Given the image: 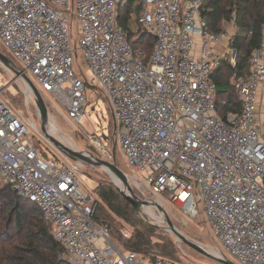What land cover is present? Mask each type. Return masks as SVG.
<instances>
[{"label":"built area","instance_id":"built-area-1","mask_svg":"<svg viewBox=\"0 0 264 264\" xmlns=\"http://www.w3.org/2000/svg\"><path fill=\"white\" fill-rule=\"evenodd\" d=\"M136 2L141 32L155 39L150 52L134 49L118 22L129 0H0V42L17 76L31 78L72 123L87 114V81L107 97L137 197L149 202L143 207L166 198L197 218L203 202L218 255L264 264V25L249 73L231 76L242 111L223 117L212 77L226 60L237 66L229 45L238 26L212 31L204 0ZM79 49L91 77L74 68ZM31 92L29 85L27 103ZM93 139L99 158L113 161L114 151ZM83 163L25 121L0 89V184L37 204L65 260L177 264L126 249L96 218L100 197L85 186Z\"/></svg>","mask_w":264,"mask_h":264},{"label":"trees","instance_id":"trees-1","mask_svg":"<svg viewBox=\"0 0 264 264\" xmlns=\"http://www.w3.org/2000/svg\"><path fill=\"white\" fill-rule=\"evenodd\" d=\"M139 7L136 0H129L127 5L118 9V22L126 30L134 49L151 47L155 42L152 35L141 32L137 18ZM203 7L212 31L224 30L225 22H233L238 26L229 45V48L240 50L237 66L233 67L226 60L212 77L217 85L219 111L223 117H227L231 113L242 111L241 101L231 83V76L235 71L249 73L251 54L262 38L264 0H204ZM0 51L6 54L11 59L12 66L17 68L11 55L1 48ZM0 67L3 66L0 64ZM87 86L88 91L95 89L101 92L88 81ZM105 98L107 99L106 96ZM36 143L39 144V141L36 140ZM132 189L138 196L137 186H132ZM97 195L100 202L96 218L109 225L113 233L123 241L126 249L137 251L151 259L157 256L170 261L177 258V238L160 226L150 223L143 215V210H137L112 180H101ZM117 218L132 226L130 237L122 239ZM11 232L17 235L20 245L15 246L16 243H13L10 237ZM0 264H70L62 257L61 245L55 240L51 226L44 219L37 204L19 196L10 186L1 184Z\"/></svg>","mask_w":264,"mask_h":264},{"label":"rangeland","instance_id":"rangeland-1","mask_svg":"<svg viewBox=\"0 0 264 264\" xmlns=\"http://www.w3.org/2000/svg\"><path fill=\"white\" fill-rule=\"evenodd\" d=\"M223 26L224 30L232 31L234 23L225 22ZM225 47V44L220 46L223 50ZM0 48L6 51L1 42ZM145 49L148 52L151 51V48H148V46H146ZM74 68L76 72H83L84 75L91 77L88 63L80 49L77 52V57L74 59ZM28 86L29 83L26 78L17 76V74L0 67V89L4 92L5 98L11 102L18 112H20L25 121L35 124L37 129L42 131L41 118L35 104L33 91L31 92V99H29L30 103H27L26 92L28 91ZM43 98L48 107L49 121L46 124V128L49 134L53 135L57 140L63 142L69 147L78 149L90 156L99 155L102 157L99 150L100 148L96 145V140L93 139L94 137H97L99 142H101L102 145L104 144L109 151L112 153L115 151L116 164L128 175L130 186H137V179L134 176L133 168L128 164L118 141V135L115 132L113 110L111 109L108 100L103 94H101V92H98L95 89L88 91L89 104L87 107V114L83 118L81 124L72 123L69 119H67L63 108H61V106H59V104L55 102L51 96L45 95ZM43 133L48 135L45 132ZM35 140H37L36 137ZM83 174L84 184L88 188L94 187L97 189L99 182L104 178H107L112 180L121 189H126V186L120 179L121 183L114 180L109 170L102 166L83 163ZM153 200L155 202L157 201L155 199ZM159 200L162 201L164 209L167 211L176 228H178L188 238L200 243L211 253L218 254L217 248H220V245L213 238L210 227L206 222L203 202L200 203V213L198 217L191 218L179 205L171 203L166 198H159ZM142 210L143 215L150 223L160 226L165 232L167 231L174 236L175 239L177 238L176 235L169 230L166 216L155 203L150 207H143ZM117 223L119 224V229L128 230L132 233L133 228L131 225L125 223L120 218H117ZM158 232L160 233L161 231ZM10 237L13 239V243H16L15 246L20 245V242H17L18 238L15 233L11 232ZM176 240L178 242L179 251L177 258L175 260H171L174 263L223 264L194 251L178 238ZM227 255L234 258L232 255H229V253H227Z\"/></svg>","mask_w":264,"mask_h":264},{"label":"water","instance_id":"water-1","mask_svg":"<svg viewBox=\"0 0 264 264\" xmlns=\"http://www.w3.org/2000/svg\"><path fill=\"white\" fill-rule=\"evenodd\" d=\"M239 54H240V50L237 49L236 55H235L236 59H238ZM0 64H2L3 66H5L8 69L10 68L12 71H14L15 74L20 73L19 70H16L15 68H13L11 59L6 54H4L2 51H0ZM24 77L27 79V82L29 83V85L33 91V94H34L35 104L38 108L40 118H41V129L43 132L48 134L47 136L51 139V141L57 147H59L72 160L82 161L84 163L102 166V167L106 168L107 170H109V172L111 173L114 180L117 181V179H116V177H117L118 179H120L124 183V185L126 186V189H124V188H122V189L120 188V189H121L122 193L124 194V196L129 200V202L137 210H141L144 205H147L149 202L139 199L134 194L133 189L129 184L128 175L122 169H120L118 167V165L116 164V158L115 157H114L113 161H108V160L99 158V157L94 156V155L90 156V155H88V154H86V153H84L78 149H75V148H72V147L65 145L63 142L57 140L53 135H51L47 132L46 124L49 121V116H48V107L44 101L43 95L41 94L39 89L36 87L34 82L28 76L25 75ZM113 117H114L115 129H116L118 124H117V120H116L114 114H113ZM114 156H115V151H114ZM157 206L162 211V213L166 216L168 226H169V230L174 235H176V237L181 242H183L185 245H187L188 247H190L194 251H196V252H198V253H200V254L208 257V258H211L215 261L221 262L223 264H238L230 258L211 253L207 248L202 246L200 243L188 238L184 233H182L178 228H176V226L174 225V223L170 219V217H169L167 211L164 209V207L159 205V204H157Z\"/></svg>","mask_w":264,"mask_h":264},{"label":"bare ground","instance_id":"bare-ground-1","mask_svg":"<svg viewBox=\"0 0 264 264\" xmlns=\"http://www.w3.org/2000/svg\"><path fill=\"white\" fill-rule=\"evenodd\" d=\"M117 181L121 183V181L116 177Z\"/></svg>","mask_w":264,"mask_h":264}]
</instances>
